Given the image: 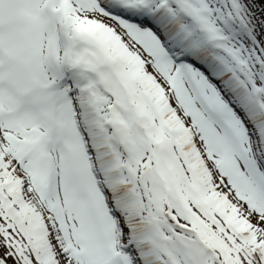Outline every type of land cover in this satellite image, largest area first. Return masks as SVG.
I'll use <instances>...</instances> for the list:
<instances>
[{
    "label": "snow or ice",
    "instance_id": "obj_1",
    "mask_svg": "<svg viewBox=\"0 0 264 264\" xmlns=\"http://www.w3.org/2000/svg\"><path fill=\"white\" fill-rule=\"evenodd\" d=\"M0 264H264V0H0Z\"/></svg>",
    "mask_w": 264,
    "mask_h": 264
}]
</instances>
